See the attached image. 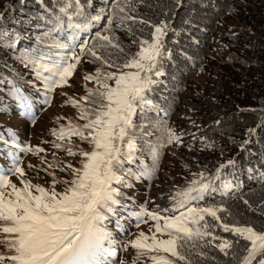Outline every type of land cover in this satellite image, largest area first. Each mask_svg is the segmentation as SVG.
<instances>
[{"label": "snow or ice", "instance_id": "obj_1", "mask_svg": "<svg viewBox=\"0 0 264 264\" xmlns=\"http://www.w3.org/2000/svg\"><path fill=\"white\" fill-rule=\"evenodd\" d=\"M52 7L58 9L59 14L55 16L53 28L39 40L43 43L51 40L48 47L59 49L60 54L55 59L43 55L38 58L23 56L21 63L25 67L31 65L35 78L43 83L45 101L49 103L48 94L68 83L85 55L99 67L93 75H85L83 79L94 82L97 87L86 89V95L81 98L90 107L71 101L79 110V119L84 121L82 125L69 121L52 130L58 141L52 142L53 148L68 156L81 157L79 167L72 164L60 167L43 161L48 168L71 171L70 179L63 180V191L56 190L61 182L54 175L48 188L26 179L22 161L17 151L12 150L39 154L45 151L43 148L20 146L11 131L7 132L8 138L0 134V144L4 146L0 152L11 161L8 168L0 167V264H113L118 251L129 247L136 252L132 264H140L141 260L150 264H195L192 256L201 260L209 258L203 251L205 248H218L235 264H264V231L242 225L238 220L229 223L231 213L223 206L201 207L195 203L203 200L212 189V180L203 172L194 174L196 178L183 189L173 190L169 198L173 202L171 209L149 210L145 202L134 211L124 203L129 197L122 189L131 188L132 179H154L162 149L183 142V134L168 127L167 121L148 118V113L158 108L151 93L158 84L157 78L163 75L160 61L166 52L164 38L170 24L161 21L154 25L133 15L135 0H123V3L114 0L110 13L90 18L83 17L81 0H52ZM104 16H107V23L103 31L97 32L91 43L80 41L79 33ZM74 17H81L84 22H74ZM4 18V12L0 11V21ZM136 24H146L153 31L150 39L136 37L133 44H138V50L128 54L116 32L125 31L135 36L136 31H143V28L136 29ZM65 26L71 34L66 42H60L53 33L63 31ZM7 38L6 32H0V43H5ZM14 43L13 38V44L8 46ZM105 68L114 71H105ZM8 94L26 115L32 114V102L18 87L13 86ZM161 111L167 114V109ZM154 132L159 135L152 141L149 137ZM253 133V129L248 130L249 135ZM73 137L87 143L89 150H74L71 147ZM205 147L210 145L205 144ZM4 149L9 150L5 152ZM144 149L154 158L151 166L144 164L137 155ZM228 164L233 161L229 160ZM132 165H137L135 170L130 167ZM224 167L220 165L221 169ZM13 176L18 178L20 186L12 182L10 177ZM126 220H134L136 228L154 222L149 228L151 235L143 231L129 233L135 235V239L118 243L108 225L114 222L115 230L123 234L128 232ZM217 228L237 239L221 237L216 234Z\"/></svg>", "mask_w": 264, "mask_h": 264}, {"label": "trees", "instance_id": "obj_2", "mask_svg": "<svg viewBox=\"0 0 264 264\" xmlns=\"http://www.w3.org/2000/svg\"><path fill=\"white\" fill-rule=\"evenodd\" d=\"M2 1H8L11 15L0 21V32L8 34L6 42L0 43V77H3L0 79V118L18 115L29 120L36 114L37 109L49 107L50 104L45 101L43 83L35 78L31 65L25 67L21 63V57L38 58L43 55L57 58L60 50L48 47L52 41L43 43L39 37L53 28L55 16L59 13L58 9H53L52 0H0V5ZM113 2L114 0H81L83 17L110 13ZM135 9L133 15L151 24L157 25L161 21L170 24L164 38L166 52L160 61L163 75L157 78L158 84L151 93L158 108L150 111L148 118L157 122L167 121L168 127L176 131L173 115L181 97L190 88V76H221L228 84L229 96L221 99L227 112L217 114L215 120L205 123L202 130H198L196 139L200 142L194 138L193 141L199 143L203 149H211L219 165L229 160L233 164L223 168L220 177L203 170V165L191 173L189 179H194V174L203 172L213 180L212 189L205 194L203 200L195 203L201 207L223 206L231 213L229 223L238 220L242 225H251L257 231H264V0H135ZM64 19L66 25L67 17ZM74 22L84 20L74 17ZM106 23L107 16L99 22H93L86 31L79 33L80 41L91 43L96 33L103 31ZM113 27L115 28V24ZM139 28H143V31H136L135 36H130L125 31L116 32L128 54H134L138 50V44H133L136 37L150 39L153 29L146 24H136V29ZM70 34L71 30L65 26L63 31L54 32L53 37L60 42H66ZM13 38L14 46L9 47L8 44H13ZM215 46H226L230 61L227 57L212 60L209 54ZM86 59L92 61L88 55L82 57V60ZM13 86L18 87L32 102L31 115H26L18 102L8 94ZM48 95L51 102L52 96ZM161 109H167V114ZM249 129L254 130L252 135L248 134ZM8 131L14 133L16 142L23 146L20 143L21 135L13 130L12 125L0 119V134L8 138ZM158 135L159 133L154 132L149 139L155 141ZM185 141L186 137H183V142ZM205 144L210 147H205ZM173 145L162 149L159 170L154 179H132V187L122 189L129 197L124 203L131 210H139L141 203L145 202L148 209L153 210L152 204L148 205L150 198L147 194L154 189L156 181L161 177ZM3 148L0 144V149ZM7 150L9 149H4L5 152ZM137 155L144 164L152 165L154 158L147 149ZM0 160H4L5 164L10 162L3 152H0ZM130 167L135 170L137 165ZM228 174H233V187L224 193L223 181ZM245 200L248 204L244 203ZM125 224L128 232L122 237L136 232L134 220H126ZM108 226L115 235L119 234L115 232L114 222ZM216 234L232 241L237 239L233 234L225 233L219 228L216 229ZM117 241L128 242L124 238ZM244 243L241 241V244ZM235 250L239 252L238 248ZM126 251L122 253L120 250L119 261L123 260ZM203 251L208 253L209 258L201 260L200 257L192 256L195 264H235L230 256H225L218 248H205Z\"/></svg>", "mask_w": 264, "mask_h": 264}, {"label": "rangeland", "instance_id": "obj_3", "mask_svg": "<svg viewBox=\"0 0 264 264\" xmlns=\"http://www.w3.org/2000/svg\"><path fill=\"white\" fill-rule=\"evenodd\" d=\"M7 2L2 1V7H0V11H3L5 14L4 20L11 15ZM209 56L212 60L215 58L225 59L227 57L228 61H230L226 46H215ZM97 67L99 65L93 64L91 60H82L73 75L69 78L68 83L56 88L55 91L50 93L52 96L51 102H48L50 106L37 109L36 114L30 120L18 115H12L9 118H0L7 124L12 125L13 129L21 135L20 143L23 146H31L33 149L43 148L45 150L39 154L24 152H19L18 154L22 161L21 166L24 167L27 174L25 178L33 184H39L48 188L54 175L55 179L61 182L57 184L56 190L58 192L63 191V180L70 179L72 173L69 170L60 171V167L67 164H72L76 167L80 166V156H68L64 151L52 147V142H58L56 141V137L52 135V130L58 129L61 125H67L69 121L73 124L84 123V121L79 119L80 113L78 108L73 107L71 101H76L84 107L90 106L81 98L86 95V89H93L97 86L94 82L85 81L83 77L85 75H93ZM104 70L114 71L108 68ZM189 79L191 81L190 88L181 97V102L173 115V124L176 125V133L183 134V137H186V141L182 142L183 144L179 146L175 144L170 148V155L167 157L165 169L161 177L156 181L154 189L147 194V197L150 198L148 205H154L153 210L163 209L165 207L171 209L173 202L169 198L174 194L173 190L186 187L192 180L189 179L191 173L199 170L202 165L205 166L202 168L203 170H208L209 174L215 175V177H220L223 174V168H220L218 160L214 158L211 149H203L199 143L193 141V136L196 139L199 133L198 130H202L205 123L215 120L217 114L227 112L226 107L221 103V99H227L229 96L228 84L223 77L208 74L190 76ZM41 99L44 98L41 97ZM196 141L200 142L199 139H196ZM64 143L67 144L68 141ZM190 146L191 150H189ZM71 147L74 150H89V145L82 143L76 137L72 138ZM45 160L54 166L59 165L60 167L48 168L47 164L43 162ZM29 165H32V168H29ZM223 165L226 168L229 164L227 162ZM0 166L4 167L5 165L0 163ZM9 166L10 164H8ZM10 179L13 183H17L20 186L17 177L13 176ZM224 179V181L222 180L223 192H226L232 188L233 174H228ZM225 184H229L230 187L225 188ZM153 223L149 221L147 224H141L140 228H137L133 234L143 231L151 235L149 228ZM129 235H125L124 237L117 235L116 238H124L127 241L135 239V235H131L130 237ZM163 238L166 239L167 237ZM121 251L123 253L125 250ZM120 255L119 250L116 260H118ZM135 259L136 252L129 247L122 261H124V264H132ZM116 260L114 262L118 264ZM140 264H150V262L141 260Z\"/></svg>", "mask_w": 264, "mask_h": 264}]
</instances>
